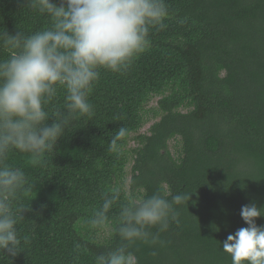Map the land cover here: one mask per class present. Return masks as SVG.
I'll return each mask as SVG.
<instances>
[{
  "label": "trees",
  "instance_id": "trees-1",
  "mask_svg": "<svg viewBox=\"0 0 264 264\" xmlns=\"http://www.w3.org/2000/svg\"><path fill=\"white\" fill-rule=\"evenodd\" d=\"M166 3L167 28L150 30L151 47L131 68L101 69L89 96L92 117L75 120L37 163L17 151L0 162L27 177L16 201L21 245L14 256L0 250V264H94L119 245L118 205L106 238L98 236L104 227L87 221L101 194L123 185L126 146L154 95L159 120L136 136L129 188L138 197L190 192V199L156 244L129 249L134 264H232L222 242L247 226L241 206L264 207V0ZM49 24L31 0H0V28L30 33ZM120 127L118 155L108 145ZM176 137L175 157L168 144ZM255 221L264 225V216Z\"/></svg>",
  "mask_w": 264,
  "mask_h": 264
},
{
  "label": "clouds",
  "instance_id": "clouds-1",
  "mask_svg": "<svg viewBox=\"0 0 264 264\" xmlns=\"http://www.w3.org/2000/svg\"><path fill=\"white\" fill-rule=\"evenodd\" d=\"M31 7L47 14L49 26L30 33L0 28V162L17 151L37 163L75 120L92 117L89 96L101 69L126 73L151 47L150 30L167 28L170 15L166 0H31ZM125 136L120 127L109 151L119 155L118 141ZM26 183L22 169L0 163V250L13 256L21 245L17 224L24 218L16 201ZM189 199L190 192L138 197L123 185L102 193L87 222L93 229L105 227L118 205L112 231L120 243L96 254L94 264H134L129 249L138 241L156 244L169 222H178L176 207ZM262 208L241 206L247 226L222 242L232 264H264V225L255 221L264 216Z\"/></svg>",
  "mask_w": 264,
  "mask_h": 264
},
{
  "label": "rangeland",
  "instance_id": "rangeland-1",
  "mask_svg": "<svg viewBox=\"0 0 264 264\" xmlns=\"http://www.w3.org/2000/svg\"><path fill=\"white\" fill-rule=\"evenodd\" d=\"M161 96L159 95H154L151 97L147 105L145 106V112H144V122L139 129L138 132H134L130 135V139L128 141V144L126 146L127 148V162L125 166V174H124V180H123V185L125 187L129 188V181H130V176H131V166L133 164V149L138 146V142L136 140V136L138 134H149L150 127L152 124L156 121L159 120V114L155 111V108L157 106V102L160 99ZM183 111H187L188 108H182ZM169 150L173 154V156H178L180 153L181 149V143L178 137L170 139L169 141ZM110 232L109 227H104L102 230L99 231L98 236L100 239H104L108 236Z\"/></svg>",
  "mask_w": 264,
  "mask_h": 264
}]
</instances>
